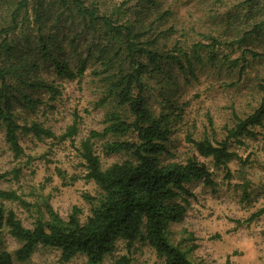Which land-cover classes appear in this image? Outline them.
I'll use <instances>...</instances> for the list:
<instances>
[{"label":"trees","instance_id":"16d2710c","mask_svg":"<svg viewBox=\"0 0 264 264\" xmlns=\"http://www.w3.org/2000/svg\"><path fill=\"white\" fill-rule=\"evenodd\" d=\"M144 1L155 9L156 17L149 23L140 19L130 24L123 19L125 11L121 7L103 12L86 0H0V130L15 157L22 154L20 134H30L39 141L53 138L51 131L35 121L20 124L15 111L33 114L46 102L34 97L36 93L46 95L49 101L56 100L61 92L55 79L74 81L90 70L100 89L98 105H107L104 127L90 131L80 143L79 157L85 172L82 178L92 181L100 191L97 204L83 223L78 219L79 209L73 207L66 220L49 211L47 221L28 229L0 203V234L7 230L19 244L13 252L19 263L26 262L40 246L59 250L61 262L83 255L87 264H101L114 253L117 242L130 247L139 241L153 249L162 264H190L187 255L191 249L182 251L171 245L169 226L185 213L192 196L187 185L214 186L212 173L198 158L210 159L213 167L227 170V165L237 159L229 142L251 137L253 127L263 126L264 95L250 115L236 118L222 141L188 137L191 154L180 162L171 161L173 157L167 151L170 121L168 115L155 116L150 110L149 83L158 75L169 79L173 69L193 76L195 65L206 61L214 66L220 59L221 65L241 77L252 62L264 61V41H256L264 32V19L256 21L252 3L241 16L240 11L228 12L218 20H202L206 32L198 34L208 44L196 41L183 48L178 46L190 39L189 29L175 31L173 26L167 27L173 11L154 0ZM54 22L61 24V36ZM17 33L21 38L15 41ZM168 40L174 42L170 51H160L159 43ZM63 41L68 42L67 49ZM221 45L228 46L229 52L220 57ZM84 48L85 55L79 54ZM233 52L239 56L230 59ZM74 55L77 58L72 62ZM45 65L46 72L41 70ZM48 72L54 75L50 80L44 78ZM257 88L264 94V84ZM44 107L52 108L46 104ZM75 133L76 121L59 140L71 139ZM92 140H103L101 152L118 156L121 161L103 169ZM0 200L19 198L0 190ZM262 214L264 207L251 217ZM0 264H11L8 253H0ZM112 264L133 263L122 255ZM225 264L231 263L226 260Z\"/></svg>","mask_w":264,"mask_h":264},{"label":"rangeland","instance_id":"374dc122","mask_svg":"<svg viewBox=\"0 0 264 264\" xmlns=\"http://www.w3.org/2000/svg\"><path fill=\"white\" fill-rule=\"evenodd\" d=\"M86 1L97 5L103 12L121 7L125 11L123 19L130 24L140 19L149 23L156 17L155 9L144 0ZM154 1L162 8L173 11L174 14L167 20V27L171 25L175 31L183 27L189 29L187 35L190 39L178 46L183 48L196 41L208 44L198 34L206 32L200 24L202 20H218L228 12L234 14L240 11L241 16L243 9L252 3L256 7V21L264 19V0L240 5L237 3L243 0ZM141 13L145 16L141 17ZM53 24L61 36L58 29L61 24ZM20 38L19 33L15 34V41ZM218 39L223 43L222 38ZM256 41H264V32ZM62 43L67 49L68 42ZM173 44L169 40L161 41L160 51H170ZM21 45L24 44L21 42ZM227 47L221 45L220 57L228 54ZM79 54L85 55V48L80 49ZM230 55L233 59L239 53ZM73 58L72 62L77 56ZM221 62L220 59L214 66L206 61L195 65L193 76L173 69L169 79L158 75L149 83L147 96L150 110L155 116L168 115L167 120L170 121L167 151L173 157L171 161L180 162L191 154L188 137L196 141H222L225 131L235 125L236 118L250 115L264 95L257 88L258 84H264L263 60L252 62L241 77ZM46 66L41 70L46 72ZM84 75L74 81L54 78L61 92L56 100L49 101L46 95L35 94L34 97H41L51 109H46L43 104L38 105L33 114L20 109L15 111L20 124L35 121L51 131L53 138L39 141L30 134H20L22 154L15 157L5 142L3 130H0V190L12 192L19 198L17 201L0 200V203L11 210L25 228L32 229L37 223L47 221L49 211L66 220L73 207L79 209L78 219L83 223L100 198L97 186L82 178L85 174L84 162L79 157V149L90 131H101L104 127L103 111L107 105H98L100 89L90 70ZM53 77L50 72L44 76L48 80ZM74 121L75 135L60 141L59 137ZM262 123V127L251 129L253 136L229 142V149L237 159L227 165V170L213 167L210 159L198 158L212 173L214 186L187 185L192 196L185 213L179 222L169 226L171 245L182 251L191 249L187 255L190 264H225L226 260L231 264H264V214L251 217L264 207V119ZM92 141V149L103 169L121 161L118 156H106L101 152L103 140ZM72 177L79 179L72 181ZM0 237V253H8L11 264H87L83 255L61 262L59 250L40 246L26 262L19 263L13 255L19 244L8 235L7 230H3ZM122 255L129 257L133 264H162L153 249L139 241L130 247L124 242H117L114 253L105 257L101 264H112L116 257Z\"/></svg>","mask_w":264,"mask_h":264}]
</instances>
